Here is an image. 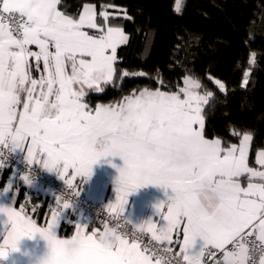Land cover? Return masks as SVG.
Wrapping results in <instances>:
<instances>
[{
    "label": "snow or ice",
    "instance_id": "1",
    "mask_svg": "<svg viewBox=\"0 0 264 264\" xmlns=\"http://www.w3.org/2000/svg\"><path fill=\"white\" fill-rule=\"evenodd\" d=\"M60 3L0 0V148L60 178L71 169L73 179L90 178L101 158L119 156L117 203L110 206L117 216L125 214L129 194L149 184L163 188L166 200L155 205L156 219L148 218L147 227L135 223L131 232L118 231L117 223L88 233L83 218L70 238L57 235L64 212L53 211L47 226L38 227L24 206H0V260L19 251L23 237L39 234L49 264H204L206 255H216L212 249L223 252L215 264H256L257 251L264 264V183L251 180L264 179V171L249 166L252 135L244 133L238 144L206 138L202 105L208 99L189 77L179 91L144 88L116 104L90 107L84 97L113 80L117 48L129 37L108 23L107 11L100 12L101 24L94 7L74 18L58 9ZM173 11L182 13V0ZM256 162L264 166V150ZM22 179L33 183L27 174ZM201 194L216 206L210 210ZM74 205L65 201L63 209ZM255 233L259 246L248 239ZM173 245L179 246L174 255Z\"/></svg>",
    "mask_w": 264,
    "mask_h": 264
},
{
    "label": "trees",
    "instance_id": "2",
    "mask_svg": "<svg viewBox=\"0 0 264 264\" xmlns=\"http://www.w3.org/2000/svg\"><path fill=\"white\" fill-rule=\"evenodd\" d=\"M86 3L99 12L119 7L109 23L123 27L129 40L117 49L113 80L103 91L89 90L85 103L113 104L144 88L178 91L191 76L212 93L203 109L205 136L238 143L252 134L249 164L257 166L256 153L264 149V0H182L181 14L173 11L175 0H61L58 6L77 18ZM19 195L18 203L24 189ZM26 205L39 221L51 212L41 197ZM71 229L62 222V234Z\"/></svg>",
    "mask_w": 264,
    "mask_h": 264
},
{
    "label": "crops",
    "instance_id": "3",
    "mask_svg": "<svg viewBox=\"0 0 264 264\" xmlns=\"http://www.w3.org/2000/svg\"><path fill=\"white\" fill-rule=\"evenodd\" d=\"M86 6H92L95 8L96 13H97V17H96L97 22L103 24L104 18L102 16L100 18L99 16L100 12L96 4L86 3L82 8L81 13L84 11ZM58 9L62 11L59 8V6H58ZM119 10L120 8L115 5H108L104 7L101 11H107L111 16V15H116V13H118ZM112 26H117V25H112ZM118 27H121V26H118ZM121 28L124 30L123 27ZM92 31H95V30H92ZM125 33L129 37V34L126 31ZM31 47L34 51H38V49L35 46H31ZM33 75L38 76L39 74L34 72ZM215 138H218V137H215ZM215 138H208V139H215ZM238 143H235V144H238ZM249 154H250V151H249ZM249 154H248V160H249ZM122 166H123V161L121 160L119 156L104 157L92 166V175L90 178H88L89 179L88 194L92 198L101 201L111 211L112 209L110 206L115 205L117 203V199H116L117 193L115 191L116 178L119 175L117 169ZM249 166L256 169L257 171H264V166L258 163H257V166H252L250 164ZM51 173H53L58 179L62 181L66 182L67 180H72V183L74 184H80L82 179L84 178V176H76L75 179H73L72 176H68V175L65 176L64 178H60L54 172H51ZM251 180L253 183H257V184L264 183V179H261L260 177H252ZM241 183H242V186L247 185L248 183L247 176L241 177ZM5 188H8L9 192H3ZM22 189H24V196L21 199V201L18 203V199L20 196L19 195L20 190ZM168 191L170 194V190ZM34 196L36 198L41 197L43 199L42 189L37 184H32L31 186L27 184L26 186L20 187V185L16 183L15 180L13 181L12 179H9V178L8 180L0 184V206L11 205L17 211L20 210L21 206H24L25 212L27 213L28 216H30L33 220L36 221L38 227H46L47 223L51 220V215L53 212L52 206L50 204L51 212L49 215L46 216V219L39 221L38 218L35 215H33L35 208L28 210L27 205H26V202L32 200ZM164 200H166L165 190L161 188L160 186L149 184L144 187L138 188L134 192H131L129 194L127 204L125 205V211H127L130 214L131 222L133 225L135 223H144L145 227H147L146 220L148 218L152 217L153 219H156V217H153L156 211L155 205L158 202L164 201ZM65 217L66 218L61 221L60 226L57 230V235L61 238H70L72 235H74L76 232V224L81 222L83 218L86 221H89L88 227L85 229L86 232L90 233L93 229H96L99 231L104 230V228L92 222L82 211H78V210L71 211V209H69L68 212H66ZM62 222H65L67 225H70L72 227L71 229L72 231L70 234L65 235L60 232V227H61ZM147 234L151 236L150 233H147ZM256 234L258 235V233ZM173 239L175 240V235ZM200 243L201 241L198 238L197 246ZM2 245H3V239L0 238V246ZM18 249L19 251L11 253L5 260H0V264H38V261L40 260V258H42L47 253V243L39 236V234H36L34 237H31V238L23 237L18 244ZM222 257H223V254L221 255V259Z\"/></svg>",
    "mask_w": 264,
    "mask_h": 264
},
{
    "label": "built area",
    "instance_id": "4",
    "mask_svg": "<svg viewBox=\"0 0 264 264\" xmlns=\"http://www.w3.org/2000/svg\"><path fill=\"white\" fill-rule=\"evenodd\" d=\"M0 152L4 153L0 155V184L9 179L15 180L16 183L22 186H26L28 183L23 181V175L27 174L32 178L33 183L37 184L42 189V197L44 200H48L52 206L53 211L57 212H68L69 209L73 211L70 206L69 209H63V203L65 201L69 202L70 205L75 204L74 211H82L92 222L98 224L102 228L105 225L112 227L117 223L121 225L118 231H133L134 225L131 222L130 214L125 211L117 216L116 213L112 212L106 205L101 201L92 198L88 194L89 189V179L83 178L80 184L72 183L69 186L65 181L58 179L53 173L44 170L43 167L33 164L28 165L27 162L20 163L16 158L9 157L7 150L0 148ZM125 215L127 216V221L125 220ZM140 235L139 232H137ZM257 234L255 233L252 237L248 239L255 241L256 245L259 246L261 242L257 239ZM145 242L151 239V236L146 232L143 234ZM156 242L153 241V244ZM164 245L162 247H166ZM228 250L232 248V245L226 247ZM216 253L214 257L205 256L204 264H215L217 260L221 259L223 252L220 250L212 249ZM179 252V246L173 245V255ZM166 258H170L167 257ZM179 258V257H178ZM260 253L257 251L254 254V259L256 264H259Z\"/></svg>",
    "mask_w": 264,
    "mask_h": 264
},
{
    "label": "rangeland",
    "instance_id": "5",
    "mask_svg": "<svg viewBox=\"0 0 264 264\" xmlns=\"http://www.w3.org/2000/svg\"><path fill=\"white\" fill-rule=\"evenodd\" d=\"M186 77H189V78H191V79H193V80H195L197 83H199V81L197 80V79H195V78H193V77H191V76H186ZM215 82L217 83V82H219V83H222V84H224L225 85V83L224 82H222V81H220V80H218V79H216L215 80ZM219 83H217L218 85H219ZM200 84V83H199ZM186 85H185V78H184V84L181 86V88H183V87H185ZM225 88H226V86L224 87V89L223 90H225ZM151 90H155V89H151ZM161 90V89H160ZM161 91H164V90H161ZM179 91V90H178ZM195 91L199 94V95H201V96H207V99L209 100L210 99V97L212 96V93L211 92H202L201 90H200V88H198V89H195ZM138 93V92H137ZM129 96V95H128ZM123 100V99H122ZM122 100H120V101H122ZM120 101H118V102H120ZM117 103V102H116ZM116 103H113V104H116ZM113 104H100V105H113ZM203 109H204V105H202V115L204 116V114H203ZM204 119H205V117H204ZM246 133V132H245ZM248 133V132H247ZM244 134V133H243ZM252 135V134H251ZM242 138V137H241ZM251 150V142H250V145H249V151ZM262 150H264V149H260V150H258V151H262ZM257 155H258V152L256 153V158H257ZM102 159V158H101ZM99 164V163H98ZM41 167H42V165H40ZM68 176H72V170L70 169L69 170V174H68ZM85 178V177H84ZM87 178V177H86Z\"/></svg>",
    "mask_w": 264,
    "mask_h": 264
},
{
    "label": "clouds",
    "instance_id": "6",
    "mask_svg": "<svg viewBox=\"0 0 264 264\" xmlns=\"http://www.w3.org/2000/svg\"><path fill=\"white\" fill-rule=\"evenodd\" d=\"M201 198L205 200L206 205L209 209H213L216 206L217 201L214 198L209 197L207 194H201ZM50 261V250L47 246V253L38 261V264H49Z\"/></svg>",
    "mask_w": 264,
    "mask_h": 264
}]
</instances>
